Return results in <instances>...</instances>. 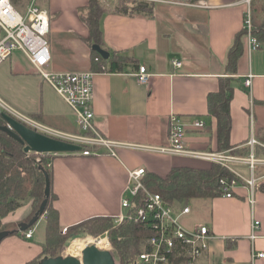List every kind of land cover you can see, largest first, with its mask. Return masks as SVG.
<instances>
[{"label": "crops", "instance_id": "crops-1", "mask_svg": "<svg viewBox=\"0 0 264 264\" xmlns=\"http://www.w3.org/2000/svg\"><path fill=\"white\" fill-rule=\"evenodd\" d=\"M103 1L112 5L115 0ZM27 2L13 4L23 10ZM152 2L151 14H121L111 8L100 15L102 46L98 45L108 51L105 59L91 48L97 43L89 46L84 40L89 29L82 14L87 12L89 0H36L49 18L46 39L51 53L50 66L55 70L93 71L95 128L104 138L130 144V147L117 148V156H112L103 146L92 145L88 148L94 154L83 155L79 150L51 155L48 166L54 194L52 205L58 211L61 228L94 216H108L113 220L121 211L120 201L126 194L129 169L142 166L145 173L163 177L172 167H209L213 161L152 150L168 144L167 117L171 112L186 121L185 144L189 149L227 151L243 158L251 153L256 159H264V39L259 41V47L248 50L243 36L244 49L236 70L227 73L225 69L227 50L243 27V3L208 0L209 6L201 7ZM91 50L104 61L96 64V57L92 61ZM112 51L133 57L135 63L108 69ZM173 58L181 65H173ZM140 65L149 73L146 82H139L137 78ZM247 74H252L249 89L243 83ZM225 76L231 77L233 87L228 135L233 147L220 150L216 120L207 113L206 96L218 88L219 78ZM0 98L44 126L79 132L68 104L41 80L19 50L0 62ZM30 114L39 115L31 117ZM194 119L203 120L204 126L194 127L191 124ZM251 137L255 140L252 145L249 144ZM228 166L239 174L231 196L193 198L207 201L203 204L204 215L191 217V199L183 204H169L187 205L190 210L182 217L183 223H204L213 233L196 264H264V255L252 256L253 252L264 253V191L260 188L264 183V162L255 163L252 168L253 201L245 181L251 175L248 162L230 160ZM36 210L34 198L27 196L17 208L1 217L0 230L8 233L0 240V264H24L41 254L44 211L34 222L25 225ZM254 220L259 223L255 236L251 237ZM27 230H31L30 237L24 236Z\"/></svg>", "mask_w": 264, "mask_h": 264}, {"label": "built area", "instance_id": "built-area-1", "mask_svg": "<svg viewBox=\"0 0 264 264\" xmlns=\"http://www.w3.org/2000/svg\"><path fill=\"white\" fill-rule=\"evenodd\" d=\"M170 4L193 5L207 7L208 0H146ZM244 5L243 27L244 37L248 50L259 47L260 42L252 33L251 3L253 0H240ZM49 30V18L46 10L39 7L36 0H28L23 10H19L12 0H0V62L6 60L14 51L23 52L34 67L35 72L41 80L48 84L70 107L78 125L79 132L69 133L55 128L44 126L28 116L21 114L0 98V108L9 115L14 116L27 125L40 130L52 137L81 146L80 153L83 155L94 154L85 146H103L112 156H117V148L130 147L129 143L119 142L104 138L93 124V75L90 70H55L50 66L51 53L46 34ZM175 66L181 62L176 58L171 59ZM104 67V66H103ZM149 73L145 67L140 65L137 72L139 82H146ZM252 74H247L243 83L249 89ZM168 144L152 148L159 153H174L186 156H194L221 164L229 168L234 176L221 177L219 183L222 186V195L231 196L233 188L238 184L239 174L228 166V161L248 162L251 175L245 178L249 186L251 201L255 184L252 175V168L255 163L264 162V159H256L250 153L246 158L226 155L222 151L206 152L189 149L185 144L186 121L176 113H169L168 117ZM191 124L196 128H202L204 122L201 119H194ZM255 140L251 137L249 144ZM34 152V151H33ZM78 152V151H76ZM36 153V152H34ZM36 154H57V153H36ZM50 165V162L47 163ZM144 167H137L127 171V183L125 195L121 198V211L113 217V225L124 221L141 222L151 229V235L147 238L145 245L134 259V264H196L198 257L207 248V241L213 236L210 228L200 222L186 225L182 217L190 208L187 205L176 206L167 203L159 193L149 190L144 182ZM258 221L252 223L251 237H254V230ZM66 227L61 228L65 232ZM25 237L31 236V230L24 233ZM91 236L88 244H95L102 239L104 246L101 249L113 251L112 243L108 237L107 230L103 233L92 236L86 234L83 237ZM85 247V246H84ZM263 252H253L252 256L262 257Z\"/></svg>", "mask_w": 264, "mask_h": 264}, {"label": "trees", "instance_id": "trees-1", "mask_svg": "<svg viewBox=\"0 0 264 264\" xmlns=\"http://www.w3.org/2000/svg\"><path fill=\"white\" fill-rule=\"evenodd\" d=\"M22 0H12L18 3ZM85 15L82 19L89 29L88 38H83L90 46L97 43L102 46L100 15L109 10L121 14L153 12V2L146 0H115L113 4H106L103 0H89ZM252 33L258 41L264 39V0H253L251 3ZM244 30L241 29L234 36L233 42L226 54L225 69L227 73H234L237 61L243 53ZM92 61L96 64L103 62L101 56L91 50ZM108 69H120L128 63H135L131 56L124 53L110 52ZM115 65V67H114ZM105 68V66H104ZM103 68V69H104ZM231 77L219 78L218 88L207 93V113L216 120V141L220 150L233 146L229 143L228 135L231 125L230 100L233 93ZM0 108V124L4 123ZM40 114V113H39ZM39 114H30L31 117ZM83 147H88L83 145ZM51 154H36L33 151H24V144L0 130V221L1 217L17 208L21 201L31 196L35 200V210L44 197L45 177L49 182V194L44 206L45 236L41 242V254L24 264H38L41 256L60 255L70 237L90 234L97 236L107 230L108 237L114 248V256L118 264H134V259L151 235V229L141 222L124 221L113 225L108 216H94L80 223L66 227L61 232L58 220V211L52 205L54 194L51 191V169L47 165ZM232 173L216 162H210L207 168H192L187 166L172 167L161 177L153 172H146L143 177L145 186L161 195L167 203H187L193 198H212L222 195L221 177H231ZM264 191V183L260 185Z\"/></svg>", "mask_w": 264, "mask_h": 264}, {"label": "water", "instance_id": "water-1", "mask_svg": "<svg viewBox=\"0 0 264 264\" xmlns=\"http://www.w3.org/2000/svg\"><path fill=\"white\" fill-rule=\"evenodd\" d=\"M92 49L97 51L103 58L108 57V51L101 48L98 44H92ZM5 124L0 125V130L6 132L15 140L24 144V151H34L36 153H62L79 151L81 146L76 143L58 139L40 132L23 122L18 121L11 115L1 113ZM44 197L38 209L25 225L34 222L44 211V206L49 194V182L45 177ZM8 231L0 230V240L6 236ZM38 264H116L115 258L107 249L98 248L95 244H88L81 250V255L73 256L70 254H60L56 256H43Z\"/></svg>", "mask_w": 264, "mask_h": 264}, {"label": "rangeland", "instance_id": "rangeland-1", "mask_svg": "<svg viewBox=\"0 0 264 264\" xmlns=\"http://www.w3.org/2000/svg\"><path fill=\"white\" fill-rule=\"evenodd\" d=\"M222 152L225 153L226 155H230L227 151H222ZM204 200H202V199H191L189 201V206L191 208V217H197L198 215H204V207H203V204L207 202L206 200L205 201ZM88 237H90V236H88ZM76 238H85V237H83V236H77V237H74L72 240L69 239L68 242H67L68 245H66V247L61 252L62 254H64V255L65 254H69L67 252L68 246ZM112 254L114 256V251H112ZM80 255H81V253L78 254L77 256L80 257ZM114 258H115V256H114ZM115 262H116V264H118L116 258H115Z\"/></svg>", "mask_w": 264, "mask_h": 264}, {"label": "bare ground", "instance_id": "bare-ground-1", "mask_svg": "<svg viewBox=\"0 0 264 264\" xmlns=\"http://www.w3.org/2000/svg\"><path fill=\"white\" fill-rule=\"evenodd\" d=\"M92 238L91 236H86L85 238H76L74 239L71 244L68 246L67 252L70 255L77 256L81 253V250L84 248V246L88 245L89 242H91ZM96 245L99 247H103L104 241L102 239L97 240Z\"/></svg>", "mask_w": 264, "mask_h": 264}]
</instances>
